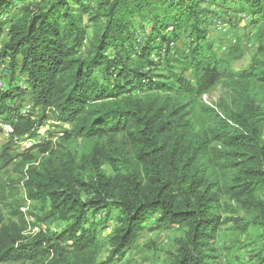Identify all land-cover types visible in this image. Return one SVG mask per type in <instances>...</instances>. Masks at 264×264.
Listing matches in <instances>:
<instances>
[{
  "label": "trees",
  "instance_id": "1",
  "mask_svg": "<svg viewBox=\"0 0 264 264\" xmlns=\"http://www.w3.org/2000/svg\"><path fill=\"white\" fill-rule=\"evenodd\" d=\"M15 1L0 0V62L25 87L0 90L1 123L24 137L54 119L70 125L66 138L94 144L80 161L51 150L37 165L23 163L19 182L0 173V264H111L141 231L172 227L183 231L173 264H217L224 198L264 231V103L250 93L256 85L264 93V0H106L95 15L81 0H55L4 18ZM211 7L258 26L256 56L239 74L208 38ZM135 23L150 28L143 42ZM155 52L166 57L163 75L153 72ZM219 83L240 96L231 112L196 100ZM197 106L207 116L201 130ZM11 160L5 147L0 172ZM20 183L39 209L36 223L21 209ZM114 209L118 222L104 236L97 214Z\"/></svg>",
  "mask_w": 264,
  "mask_h": 264
},
{
  "label": "rangeland",
  "instance_id": "2",
  "mask_svg": "<svg viewBox=\"0 0 264 264\" xmlns=\"http://www.w3.org/2000/svg\"><path fill=\"white\" fill-rule=\"evenodd\" d=\"M55 0H17L13 4L10 12L3 15L6 18L8 15L15 16L22 7H27L29 10L37 11L38 9H47ZM106 0H81L82 4L90 10V14H101L102 4ZM90 15L84 17V22L88 25V35L92 34ZM207 28L209 30V40L213 43L214 48L220 54L228 58L229 69L232 73L239 74L248 69L252 64L253 58L256 56L257 43L255 34L257 27L254 19L249 17L238 18L231 16L216 7H211L208 14ZM135 39L144 41L149 35L150 28H141V23H135L133 27ZM5 41V34L0 37V50ZM159 41V40H157ZM237 50L232 51L231 49ZM153 59L161 61L160 64L153 69L156 75L167 73L165 70L166 57L162 54H156ZM230 53L232 55H230ZM8 62H0V90L16 88L18 86L25 87V79L18 73L12 74L8 66ZM162 73V74H161ZM251 95L256 97L258 101L264 103V93L262 89L256 85L250 90ZM28 98V97H27ZM206 101L211 102L213 107L216 105L219 109L231 112L240 103L239 94L232 88L227 87L223 83H219L210 92L204 96ZM198 103H201L203 97L196 98ZM206 103V102H204ZM31 103L25 102L23 109L32 111ZM34 118H37L40 113L38 109L33 110ZM197 116L194 118V126L196 130H201L207 120L206 114L197 106ZM1 123V121H0ZM3 123V122H2ZM1 127V125H0ZM70 125L66 122L47 119L39 128L34 131V136L18 137L8 135L1 127L0 132V152L7 147V152L12 157L10 164L1 170V177L15 181H20L22 177V166L26 163V167L31 164H39L41 160L47 158L51 154V150H55L59 155L70 153L74 155L78 161L84 153L89 152L94 142L90 143L82 138L72 137L66 138ZM47 142L48 151L43 152V144ZM99 145H108V141L99 142ZM24 163V164H23ZM109 173L112 172L109 166H105ZM18 189V197H22V211L31 220V223H36L33 214H37L39 209L35 202L30 201L25 196L22 183L15 184ZM233 208L230 209V208ZM8 209V208H7ZM9 216L8 213H6ZM219 214L221 219L226 221L221 226L216 239L215 249L217 264H264V231L254 228L252 221L257 220L252 214L245 212L238 207L235 201L227 198L222 200V207ZM120 215L118 209L105 214H97V218H101L107 225L103 235H107L111 229L117 224V218ZM258 221V220H257ZM151 222L146 224L150 227ZM33 227V226H31ZM45 227V226H44ZM64 227V222H57L51 225L52 229L60 231ZM39 229V227H37ZM35 229V228H34ZM36 231V230H35ZM183 237L181 228L172 227L162 230H146L141 231L133 244L126 250L125 255L111 264H173L177 254L179 241ZM108 247H104L100 254V260L105 261L108 256ZM4 264H28V263H4Z\"/></svg>",
  "mask_w": 264,
  "mask_h": 264
},
{
  "label": "built area",
  "instance_id": "3",
  "mask_svg": "<svg viewBox=\"0 0 264 264\" xmlns=\"http://www.w3.org/2000/svg\"><path fill=\"white\" fill-rule=\"evenodd\" d=\"M205 95H206V94H204V95L202 96L204 102H206V104H208V105H210V106L213 107V105L211 104V102L206 101V100L204 99V96H205ZM214 107H215V106H214ZM0 125H1V127L3 128V130H5V133H6V134H8V135H12V134H14V129H13L12 125L7 124V123H1ZM35 230L37 231L38 228L35 227V229L33 230V232H35Z\"/></svg>",
  "mask_w": 264,
  "mask_h": 264
}]
</instances>
